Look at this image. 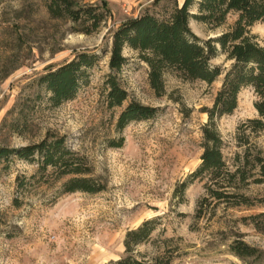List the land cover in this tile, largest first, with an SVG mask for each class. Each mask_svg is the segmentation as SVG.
Wrapping results in <instances>:
<instances>
[{
	"label": "rangeland",
	"instance_id": "rangeland-1",
	"mask_svg": "<svg viewBox=\"0 0 264 264\" xmlns=\"http://www.w3.org/2000/svg\"><path fill=\"white\" fill-rule=\"evenodd\" d=\"M72 1L106 13L97 31L86 34V26L52 17L50 0H0V66L10 73L0 81V146L38 143L49 132L63 136L105 190L63 194L62 181L55 176L31 178L37 174V164L16 158L3 162L0 264H109L123 255L129 230L157 217L161 222L155 237L173 238L181 249L172 264H264L255 258L240 259L229 248L242 239L264 252V204L231 207L209 199L202 217L196 218L198 204L207 194V179L190 177L202 163L205 110L213 106L232 62L223 53L211 61L224 72L212 85L166 74V95L158 97L150 86L149 67L126 48L127 63L117 77L129 99L110 109L106 79L114 32L147 12L168 17L175 2L181 5L184 0ZM236 20L231 15L225 25L213 29L191 19L190 28L207 41L228 32ZM251 34L264 47V22L251 27ZM82 52L99 56L88 84L73 100L53 107L37 81ZM132 101L158 112L119 130V116ZM256 101L252 87L243 89L235 112L217 122L229 164L242 149L238 128L258 117ZM249 137L250 145L264 152V133ZM121 141L122 146L116 147ZM22 177L30 179L26 190L17 187ZM184 182H189L186 189L180 188ZM243 192L264 198V184L250 185Z\"/></svg>",
	"mask_w": 264,
	"mask_h": 264
},
{
	"label": "trees",
	"instance_id": "trees-1",
	"mask_svg": "<svg viewBox=\"0 0 264 264\" xmlns=\"http://www.w3.org/2000/svg\"><path fill=\"white\" fill-rule=\"evenodd\" d=\"M175 3L168 17L161 18L147 12L121 25L112 35L111 72L106 79L108 107L120 108L129 99L117 77L127 63L126 48L136 52L149 67L150 86L158 97L166 95L165 76L169 73L186 81L212 85L224 72L221 67H214L211 61L219 53L225 54L232 66L225 73L213 106L205 110L208 122L202 127V163L190 177L192 180L207 179V194L198 204L196 218L202 217L209 199L227 202L231 207L250 208L264 204V198H252L243 192L250 185L264 184V152L250 145L249 137L251 133H264V47L251 34V27L264 22V0H184L181 5ZM193 9H196L195 13ZM48 11L54 18H67L86 26L83 31L86 34L97 31L106 17L100 8L81 7L72 0H50ZM231 15L237 16L234 26L207 41L200 39L190 28V20L194 19L216 29L225 25ZM98 61L97 54L79 53L73 60L47 71L37 85L50 95L53 107L61 106L73 100L80 88L88 84L90 70ZM9 74L5 65L0 66V81ZM247 87H252L257 96L255 109L258 117L249 119L238 128L237 140L242 149L229 164L223 154L224 140L217 122L235 112L239 95ZM157 112V108L132 101L121 112L118 129L123 130L132 122L152 119ZM115 146L121 147L122 141ZM11 158L37 164L33 179L37 175L55 176L56 180L62 181L63 194H97L105 190V185L90 175L92 169L86 160L67 145L65 137L55 133L49 132L40 142L26 146H0V165ZM17 182L18 190H26L30 179L22 177ZM188 183H182L180 188L186 189ZM15 203L20 205L19 199ZM160 222L157 217L129 230L123 255L109 264H172L181 249L173 238L155 237ZM142 246L150 250L141 251ZM229 248L240 259L264 261V252L242 239L233 241Z\"/></svg>",
	"mask_w": 264,
	"mask_h": 264
},
{
	"label": "water",
	"instance_id": "water-1",
	"mask_svg": "<svg viewBox=\"0 0 264 264\" xmlns=\"http://www.w3.org/2000/svg\"><path fill=\"white\" fill-rule=\"evenodd\" d=\"M183 3H184V2H183ZM183 3H182V4H183Z\"/></svg>",
	"mask_w": 264,
	"mask_h": 264
}]
</instances>
